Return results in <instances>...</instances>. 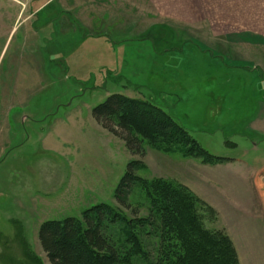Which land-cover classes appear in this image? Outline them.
Masks as SVG:
<instances>
[{
  "label": "rangeland",
  "instance_id": "obj_1",
  "mask_svg": "<svg viewBox=\"0 0 264 264\" xmlns=\"http://www.w3.org/2000/svg\"><path fill=\"white\" fill-rule=\"evenodd\" d=\"M37 1H49L48 10L63 13L52 27L37 22L40 60L26 42L29 22L18 23L11 35L14 23L6 22L0 33V239L14 234L0 264H50L39 241L41 226L81 218L101 204L118 207L116 190L130 162L139 159L144 164L139 177L182 184L217 212V222L206 226L232 234L243 264L251 262L255 250L264 258V200L245 181L264 168V152L247 151L254 144L264 149L263 102L254 127L248 119L258 111L254 97L264 92V39L203 40L206 49L214 48L204 54L184 39L214 29L264 33L262 23L227 22L243 21L242 13L250 11L260 20V2L248 8L250 0H106V7L90 0ZM153 1L161 12L158 7L125 10L131 3L152 6ZM248 42L255 47L238 46ZM226 43L233 44L228 51ZM19 47L22 56L14 65ZM230 60L257 62L263 73L240 74ZM240 68L258 69L256 63ZM232 73L253 79L255 87L217 91L232 104H224L217 116L194 96V84L215 91L212 84L222 86ZM113 94L155 104L211 155L238 160L215 166L149 146L144 158L134 156L93 116ZM130 204L131 210L122 211L128 219L148 215L151 204L141 192Z\"/></svg>",
  "mask_w": 264,
  "mask_h": 264
},
{
  "label": "trees",
  "instance_id": "obj_2",
  "mask_svg": "<svg viewBox=\"0 0 264 264\" xmlns=\"http://www.w3.org/2000/svg\"><path fill=\"white\" fill-rule=\"evenodd\" d=\"M93 116L140 158L149 146L210 165L230 160L201 148L169 113L149 101L113 94ZM143 168L140 159L128 165L115 194L118 207L101 204L81 218L41 226L39 241L50 264H240L226 231L206 226L218 220L211 206L182 184L139 177ZM135 192L149 201V213L128 219L122 211L132 209Z\"/></svg>",
  "mask_w": 264,
  "mask_h": 264
},
{
  "label": "crops",
  "instance_id": "obj_3",
  "mask_svg": "<svg viewBox=\"0 0 264 264\" xmlns=\"http://www.w3.org/2000/svg\"><path fill=\"white\" fill-rule=\"evenodd\" d=\"M41 1V0H40ZM98 2L99 6L103 5L104 7H106V0H90V2ZM251 4H248V8L251 6H254L253 1H259V7H262L263 10H260L259 13L257 14L260 18V20L256 21L255 19L253 20L252 18L255 17L256 14H254V12L250 11L249 14L246 13H242V16L245 18L243 21H235V19H232L230 21H227L229 24H233V23H239V22H243V23H262L264 24V0H250ZM6 2V3H5ZM37 0H4V1H0V33L4 32L5 30V24L6 22L8 23H14L12 31L10 32V35L13 34V32L17 29V24L18 26L21 23H30L31 25L29 27L26 28L25 31V37H26V42L29 40V45H30V53L32 56H35L36 58H38L40 60L41 54H42V38L39 37V33H40V27L37 26V22L41 23L40 26L42 27V25H47L50 24L51 27L54 26V24L56 22H59L60 19L62 18V14L59 15V11H56L55 14L53 12V10H48V3L49 1H45V3H37ZM152 6H148V5H143V4H139V3H131V5L126 6L125 10H129L131 8L134 9H138V10H142V11H149V9L154 8L156 10V8L158 7V9L160 10V7L154 3V1L152 2ZM12 5L14 6V8L12 7ZM247 6V5H246ZM244 6V7H246ZM72 7V6H71ZM156 7V8H155ZM17 8V9H16ZM73 8V7H72ZM12 9L14 10L12 12ZM107 10V9H106ZM158 10V11H159ZM74 10L72 9L70 11L73 12ZM101 11V10H100ZM161 12V10H160ZM65 14H67L64 11ZM161 14V13H160ZM248 18V19H246ZM78 19V17H77ZM80 19V18H79ZM78 19V20H79ZM147 20H150L149 22H152L153 20L156 21L155 24H159V21L155 18H149L147 17ZM42 21V22H41ZM152 24H154V22H152ZM211 24V23H210ZM168 26V25H167ZM57 32H59V27H57ZM195 34V35H193ZM185 40L190 39V41L192 42L191 46H193L194 48H196L198 50V53L200 52L201 54H204V51H214L213 47L208 46L209 48H205L206 44H204L203 40L206 41H221V40H243V41H247V40H256V39H264V33L260 32V31H235V30H225V31H219V30H207V31H196L191 33L190 37H184ZM26 45V43H25ZM205 45V46H204ZM219 45V43H218ZM225 49H229L230 47H232L231 44L226 43L225 44ZM239 47H243V48H254L255 46L248 42V43H242V45H239ZM21 47V46H20ZM20 47L17 50V54L15 56L14 60V65L17 64V62L19 61L20 57L22 56L19 52H20ZM22 48V47H21ZM205 48V49H204ZM168 50L166 52L169 51V49H171L170 47L167 48ZM177 49V48H175ZM185 49V47L182 48L181 51H183ZM26 50V49H25ZM178 50V49H177ZM216 50V49H215ZM228 51V50H227ZM224 55V54H223ZM220 58V56H219ZM222 58V57H221ZM218 59V58H217ZM228 60V58H227ZM230 62H232V64H235L232 69L235 72H240V74H245L250 73V76L252 75V73H260L261 71V65L257 64L258 69H255L254 71H250V70H243L244 68H240V67H247L248 65H252L255 63H244V62H239V61H232L230 60ZM237 64H240V67H236ZM226 69H228L226 66H224ZM230 69V68H229ZM260 70V71H259ZM245 71V72H244ZM263 73V72H262ZM239 74V73H238ZM226 76V75H225ZM236 75H234L233 73L231 75H227L226 79L222 81L223 85L220 86L219 82H214L215 85V91L213 90H209L208 92L205 90H203L201 88L200 85L197 84V82H195L194 84V88H195V93L194 96H196V98L199 101H203L205 100L207 103V108L209 111H216L217 112V116L218 113H221L224 107V104H227V106H232V104H230V102L226 99L222 98H218L216 95L217 91L223 92L225 90H238L239 88H241L242 86H248V88H252L255 87L254 83L252 86V81L253 79H247V77L243 78V75H237V77L235 78ZM239 76V77H238ZM261 77V76H260ZM235 78V80H234ZM246 80V81H245ZM231 82V83H230ZM233 82V83H232ZM261 82H264V80H262ZM230 83V84H229ZM235 83H237L236 85H234ZM217 84V85H216ZM259 84H261L259 82ZM264 91V89H263ZM222 95V94H221ZM255 99V108L258 109V111L251 117L248 118L249 119V127L252 125L253 127L255 126L254 123L259 120V112L261 111V107L260 104L263 102L264 103V92L263 95L260 96H256L254 97ZM225 100V101H224ZM220 107V108H219ZM258 113V114H257ZM257 114V118L255 117V115ZM220 124H223V122L225 121V119H221L219 120ZM217 124H219L217 122ZM182 126V125H181ZM237 148V147H235ZM248 152H253V153H258V152H264L263 148L259 147V144H254L252 146L251 150H247ZM230 159V158H229ZM235 158H231L230 160L224 162V163H229V162H236ZM224 163H220V164H214L215 166H219L222 165ZM249 177V178H247ZM245 181L249 184H252L253 189L255 191V194L257 196H259V199L261 198L262 200H264V168L260 169L259 171H257L253 176H247ZM260 202V200H259ZM15 232V231H14ZM13 232V233H14ZM228 233V235L230 236V238L232 239V241L234 240V237L232 236V234L230 232H228V230L226 231ZM1 235V234H0ZM10 239H5L2 238V241L0 239V256L2 255H8L9 254V248L10 247V243L12 242V240H14V234H10ZM17 237L19 238V236L17 235ZM16 247V246H14ZM256 251V255L252 256L251 258V262H249L248 264H264V258L263 256L260 254L259 251ZM258 252V253H257ZM239 261L240 264H243L242 262V258L239 255Z\"/></svg>",
  "mask_w": 264,
  "mask_h": 264
},
{
  "label": "water",
  "instance_id": "obj_4",
  "mask_svg": "<svg viewBox=\"0 0 264 264\" xmlns=\"http://www.w3.org/2000/svg\"><path fill=\"white\" fill-rule=\"evenodd\" d=\"M225 158L229 159V157H225ZM230 159H231V158H230Z\"/></svg>",
  "mask_w": 264,
  "mask_h": 264
}]
</instances>
